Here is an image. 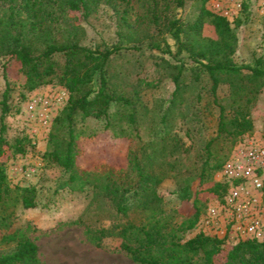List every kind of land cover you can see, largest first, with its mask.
Wrapping results in <instances>:
<instances>
[{"label": "trees", "instance_id": "16d2710c", "mask_svg": "<svg viewBox=\"0 0 264 264\" xmlns=\"http://www.w3.org/2000/svg\"><path fill=\"white\" fill-rule=\"evenodd\" d=\"M188 1L0 0V59L6 58L5 88L0 94V244L14 242L0 248V264H47L32 239L17 237V230L3 231L17 204L25 209L40 205L34 186L9 185L3 164L10 152L25 154L29 144L27 136L7 137L5 118L12 111L10 61L18 64L26 90L55 82L68 92L67 102L53 120L43 159L64 172L69 191L88 197L82 223L95 247L115 240V248L138 264H264V241L228 244L199 228L206 206L200 194L223 196L226 184L213 181L212 176L221 170L236 142L253 130L250 110L264 89V57L255 58L253 65L237 64L233 55L238 38L232 22L207 8V0L201 1L192 19L183 20L175 9ZM101 5L115 11L117 34L125 45L122 41L96 46L80 43L83 28L68 13L76 11L87 19ZM130 14L135 15L133 20ZM205 24L214 28L215 38L203 35ZM166 34L175 39L176 53H185L194 66L187 68L182 58L177 63L165 61L173 90L170 99L159 100L150 109L142 99L148 83L143 85L139 72L135 81L125 82L111 66L122 51L141 50L143 43L171 54ZM187 70L190 76L185 82ZM222 86L227 92L219 96ZM189 96L199 106L204 96L209 100L183 113L182 107L190 105ZM213 109V135L204 138L190 157L191 144L185 145L175 131L174 114L193 122L190 131L201 133ZM77 118L101 120L103 131L126 138L125 164L99 160L81 165L80 139L91 138L97 131L85 132L77 126ZM144 118L150 120L146 136L141 133ZM217 144L220 148L215 150ZM167 179L176 181L174 194L180 202H191L189 214L167 208L159 192ZM261 191L264 200V184ZM191 231L195 232L191 235Z\"/></svg>", "mask_w": 264, "mask_h": 264}, {"label": "rangeland", "instance_id": "374dc122", "mask_svg": "<svg viewBox=\"0 0 264 264\" xmlns=\"http://www.w3.org/2000/svg\"><path fill=\"white\" fill-rule=\"evenodd\" d=\"M201 1L191 0L186 2L182 8H176L177 16L183 20L192 19L198 12ZM205 5L226 16L232 22L238 38V46L233 55L237 64L253 65L255 58L264 57V0H207ZM68 14L74 17L76 23L83 28L80 43L96 46L102 42L111 45L122 41V44H126L125 41L120 40L117 34L119 29L117 16L110 5H101L87 19H83L76 11ZM128 17L133 20L135 15L130 14ZM236 21H239V24L235 25ZM202 33L206 37H216L214 28L209 24L204 25ZM165 40L170 47L171 54L162 53L158 49L146 48V44L143 43L141 50L122 51L111 66L112 70L118 72L119 77L125 82L135 81L137 78L135 73L139 72L138 76L143 85L148 83L142 90V99L150 109L155 108L157 103L159 105L157 101L160 100L164 103L170 99L173 90L171 79L165 75V61L177 63L182 58L187 68L190 69L194 66L187 59L185 53H176L178 47L175 39L166 34ZM5 61L6 58L0 59V94L5 88V80L2 77ZM18 67L14 61H10L7 66L11 86L12 111L6 116L5 121L7 137L10 140L17 137H28V151L25 154L15 155L10 152L4 158L3 164L9 185L11 187L34 186L40 196V205L25 209L17 204L9 227L3 231L17 230V237L25 236L32 239L38 246L40 259L47 264H138L125 252L115 248L117 245L115 240H108L103 247L99 248L87 239L82 219L86 216L88 197L85 193L69 191L68 187L64 185L66 177L64 172L43 159L53 120L67 102L68 92L55 82L28 91L24 87V80L18 72ZM189 76L190 72L187 70L184 77L185 82L189 81ZM226 92V86H222L218 94L224 96ZM33 100H36L37 103L33 109H30L29 105ZM208 100L204 96L201 102L204 105ZM187 103L190 105L182 107L183 113H191L193 105L196 108L203 106L196 104L192 96L187 98ZM211 111L214 114L205 117L201 133L190 131L189 127H193L191 126L193 122L186 121L176 113L174 114L175 131L182 137L185 145L191 144L190 157L192 153L200 149L204 138L213 135L215 109ZM250 116L254 125L252 132L236 142L229 157L234 148L243 142L251 141L264 146V89L259 93L257 102L250 110ZM78 119L77 126L82 127L85 132L97 131L91 138L80 139L84 152L79 158L81 165H89L99 162V160L115 165L125 164L128 151L126 138H115L110 132L103 131L101 120L88 118L82 122ZM148 119L144 118L141 121L143 136L150 132V120ZM216 147L215 150H218L220 144H217ZM189 161L191 160L187 162ZM219 172L220 170L213 174V181H220ZM260 175L264 179V170L260 172ZM175 183L174 179L165 180L160 186L159 192L164 196L167 208L177 209L184 215L189 214L191 202H180L177 199L174 194ZM258 193L260 204L264 209L262 192ZM200 197L206 205L203 218L207 206L221 198L212 197L207 192L201 193ZM199 228L202 230L200 224ZM194 232L191 231L190 234L192 235ZM224 241L228 244L233 243L228 238H225ZM13 245L14 242L8 245L2 243L0 248Z\"/></svg>", "mask_w": 264, "mask_h": 264}, {"label": "built area", "instance_id": "2783aa9c", "mask_svg": "<svg viewBox=\"0 0 264 264\" xmlns=\"http://www.w3.org/2000/svg\"><path fill=\"white\" fill-rule=\"evenodd\" d=\"M35 103L33 100L29 108ZM263 170V145L248 141L234 148L219 172V180L226 184L225 193L207 206L200 221L205 234L231 239L232 244L245 239L264 241V209L258 193L264 184Z\"/></svg>", "mask_w": 264, "mask_h": 264}]
</instances>
